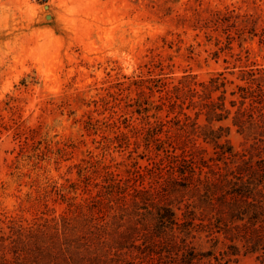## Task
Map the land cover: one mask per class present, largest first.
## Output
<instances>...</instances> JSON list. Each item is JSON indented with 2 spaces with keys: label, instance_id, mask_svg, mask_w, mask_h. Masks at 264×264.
I'll list each match as a JSON object with an SVG mask.
<instances>
[{
  "label": "rangeland",
  "instance_id": "1",
  "mask_svg": "<svg viewBox=\"0 0 264 264\" xmlns=\"http://www.w3.org/2000/svg\"><path fill=\"white\" fill-rule=\"evenodd\" d=\"M258 67L264 0H0V239L7 259L24 245L39 254V236H50L40 229L43 218L66 207L56 189L74 183L78 197L95 193L99 180L88 161L112 164L132 152L140 165L164 160L166 148L157 153L133 129L163 125L156 140L177 116L187 131L192 120L204 126L205 109L174 87L198 89ZM215 124L230 126L223 140L241 152L249 138L230 120ZM167 170L163 162L161 175ZM200 248L213 251L204 241ZM91 249L99 252L96 240ZM246 252L228 264H264V253Z\"/></svg>",
  "mask_w": 264,
  "mask_h": 264
},
{
  "label": "trees",
  "instance_id": "2",
  "mask_svg": "<svg viewBox=\"0 0 264 264\" xmlns=\"http://www.w3.org/2000/svg\"><path fill=\"white\" fill-rule=\"evenodd\" d=\"M171 92L205 109L204 126L192 120L187 131L186 119L177 116L168 122L169 134L156 140L163 125L133 129L146 145L156 143L157 153L166 148L164 160L140 165L132 152L112 164L88 161L99 180L95 193L78 197L70 192L74 183L69 191L56 189L66 207L39 224L43 235L50 233L39 236V254L24 245L10 250L11 262L0 239V264H228L242 251L264 253V68L239 69L234 80L221 74L198 89L183 83ZM229 120L249 138L241 152L223 140L230 126L215 124ZM118 138L130 144L129 135ZM203 241L213 251L199 254Z\"/></svg>",
  "mask_w": 264,
  "mask_h": 264
},
{
  "label": "water",
  "instance_id": "3",
  "mask_svg": "<svg viewBox=\"0 0 264 264\" xmlns=\"http://www.w3.org/2000/svg\"><path fill=\"white\" fill-rule=\"evenodd\" d=\"M45 8H47V7H45Z\"/></svg>",
  "mask_w": 264,
  "mask_h": 264
}]
</instances>
